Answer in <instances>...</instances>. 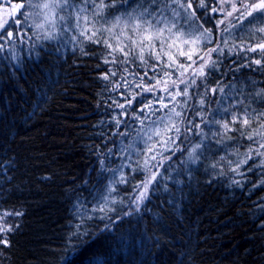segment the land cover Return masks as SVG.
Segmentation results:
<instances>
[{"label":"snow or ice","instance_id":"1","mask_svg":"<svg viewBox=\"0 0 264 264\" xmlns=\"http://www.w3.org/2000/svg\"><path fill=\"white\" fill-rule=\"evenodd\" d=\"M245 26L247 32L237 38L234 34ZM18 42L28 44L30 56L41 57L40 49L48 51L45 42H55L71 44L73 54L78 50L96 61L89 71L103 82L101 95L107 93L113 112L108 126L115 129L111 137L98 133L105 143L96 149L99 170L93 169L91 211L101 213V220L114 224L109 213H116L117 204L128 207L123 216L152 211L145 201L159 193L152 225L153 232L159 230L155 247L160 248L194 173L202 168L210 186L220 178L241 186L245 168L264 172V81L258 86L250 76L237 77L244 68L264 73V0H4L0 52L7 50L23 66ZM241 58L244 62L237 63ZM115 137L121 138L116 151L107 147L115 146ZM131 181L126 199H117L119 186L127 189ZM12 215L23 213L3 211L0 234L15 231L5 219ZM80 229L77 225L69 242L89 235ZM9 243L0 239V245ZM82 244L87 247L75 249L64 264H107L87 240Z\"/></svg>","mask_w":264,"mask_h":264},{"label":"trees","instance_id":"2","mask_svg":"<svg viewBox=\"0 0 264 264\" xmlns=\"http://www.w3.org/2000/svg\"><path fill=\"white\" fill-rule=\"evenodd\" d=\"M25 31L31 35L30 29ZM246 32L247 26L234 35L239 38ZM45 43L48 51L40 49L44 54L36 57L27 52L28 44L18 42L23 66L13 62L7 50L0 52V214L23 213L5 218L15 231L0 234V239L10 241L8 246L0 245V264H64L63 258L75 256V249L87 247L82 240L107 264H264L260 207L264 172L259 169L248 173L245 168L247 178L241 179V186L225 178L210 186L202 168L194 173L190 190L185 188L186 197L170 216L171 226L165 228L160 248L155 247L159 230L153 232L152 225L159 193L145 201L152 211L145 209L132 217L123 216L129 209L117 204L116 213H109L114 224L91 211L92 185L97 181L93 169L99 170L96 149L105 143L98 133L111 137L115 131L108 126L111 100L107 93L101 95L103 82L89 71L95 60L82 57L78 50L73 54L71 44ZM254 58H259L258 53ZM234 59L227 58L225 64ZM243 62V58L237 61ZM248 76L258 86L264 81L259 70L244 68L237 73L238 78ZM113 96L119 99L118 94ZM114 139L115 146L107 143V147L116 151L121 138ZM111 160L120 162L115 155ZM88 177L91 182L85 184ZM131 183L135 181L127 189L119 186L117 199H126ZM77 225L89 235L69 242Z\"/></svg>","mask_w":264,"mask_h":264},{"label":"rangeland","instance_id":"3","mask_svg":"<svg viewBox=\"0 0 264 264\" xmlns=\"http://www.w3.org/2000/svg\"><path fill=\"white\" fill-rule=\"evenodd\" d=\"M3 2H4V0H0V4H2ZM12 2H14V1L12 0ZM25 37H26V36H25ZM25 37H24V38H25Z\"/></svg>","mask_w":264,"mask_h":264}]
</instances>
